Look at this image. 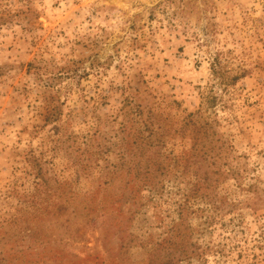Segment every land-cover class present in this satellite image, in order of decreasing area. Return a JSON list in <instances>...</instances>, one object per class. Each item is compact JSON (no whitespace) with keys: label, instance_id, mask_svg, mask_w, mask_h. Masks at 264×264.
I'll list each match as a JSON object with an SVG mask.
<instances>
[{"label":"rangeland","instance_id":"374dc122","mask_svg":"<svg viewBox=\"0 0 264 264\" xmlns=\"http://www.w3.org/2000/svg\"><path fill=\"white\" fill-rule=\"evenodd\" d=\"M0 264H264V0H0Z\"/></svg>","mask_w":264,"mask_h":264},{"label":"trees","instance_id":"16d2710c","mask_svg":"<svg viewBox=\"0 0 264 264\" xmlns=\"http://www.w3.org/2000/svg\"><path fill=\"white\" fill-rule=\"evenodd\" d=\"M237 80L236 77H234L233 79L230 80L231 83H234Z\"/></svg>","mask_w":264,"mask_h":264}]
</instances>
